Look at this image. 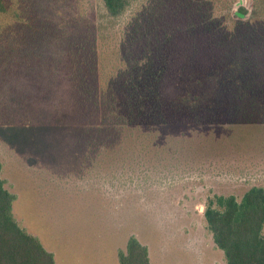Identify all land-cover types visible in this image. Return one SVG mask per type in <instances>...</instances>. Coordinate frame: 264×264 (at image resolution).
<instances>
[{
    "label": "trees",
    "instance_id": "1",
    "mask_svg": "<svg viewBox=\"0 0 264 264\" xmlns=\"http://www.w3.org/2000/svg\"><path fill=\"white\" fill-rule=\"evenodd\" d=\"M3 92L36 119L57 105L105 135L90 159L106 181L140 188L215 165L250 176L264 141L210 130L264 128V0H0V125H31L6 116ZM14 199L0 176V264H54ZM203 215L226 264H264V187L210 198ZM118 264H151L147 248L130 237Z\"/></svg>",
    "mask_w": 264,
    "mask_h": 264
},
{
    "label": "rangeland",
    "instance_id": "2",
    "mask_svg": "<svg viewBox=\"0 0 264 264\" xmlns=\"http://www.w3.org/2000/svg\"><path fill=\"white\" fill-rule=\"evenodd\" d=\"M2 96L9 106L6 116L12 110L32 123L0 125V176L15 196L12 216L52 253L54 264H118L130 237L147 248L151 264H226L206 228V204L215 196L240 199L250 187H264L263 168L247 176L215 165L209 172L144 182L140 188L120 185L92 169L93 143L106 144L105 135L67 124L57 105L36 119L31 106L26 114L22 100ZM210 131L242 147L264 141L261 126ZM109 161L102 169L112 173Z\"/></svg>",
    "mask_w": 264,
    "mask_h": 264
}]
</instances>
